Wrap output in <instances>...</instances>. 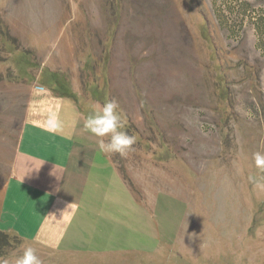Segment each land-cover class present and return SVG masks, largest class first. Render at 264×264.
<instances>
[{"label": "rangeland", "instance_id": "1", "mask_svg": "<svg viewBox=\"0 0 264 264\" xmlns=\"http://www.w3.org/2000/svg\"><path fill=\"white\" fill-rule=\"evenodd\" d=\"M38 88L82 121L115 98L137 142L95 137L59 246L0 264H264V0H0V201Z\"/></svg>", "mask_w": 264, "mask_h": 264}, {"label": "crops", "instance_id": "2", "mask_svg": "<svg viewBox=\"0 0 264 264\" xmlns=\"http://www.w3.org/2000/svg\"><path fill=\"white\" fill-rule=\"evenodd\" d=\"M51 113L58 114L63 134L44 131ZM83 124L72 99L43 88L32 90L2 191L0 231L26 242L59 246L65 226L79 206L82 178L95 163L90 146L96 136L85 131ZM67 134L71 140L64 139Z\"/></svg>", "mask_w": 264, "mask_h": 264}, {"label": "clouds", "instance_id": "3", "mask_svg": "<svg viewBox=\"0 0 264 264\" xmlns=\"http://www.w3.org/2000/svg\"><path fill=\"white\" fill-rule=\"evenodd\" d=\"M83 127L85 131L99 137L98 149L102 153L119 154L126 156L130 151H133V146L137 142L135 135H129L125 131L126 118L120 108L118 101L115 98L106 99L102 104L91 107L88 115L84 120ZM44 131L54 134H63V125L58 114L51 113L44 125ZM71 135H64V139L71 140ZM252 161L254 167L260 172H264V151H256L252 153ZM38 170V168H33ZM33 169L21 176L23 177L30 173ZM57 179L61 176L53 173ZM250 182H255L253 176L248 177ZM14 264H43L41 258L36 254V250L28 246L23 249L18 255Z\"/></svg>", "mask_w": 264, "mask_h": 264}, {"label": "trees", "instance_id": "4", "mask_svg": "<svg viewBox=\"0 0 264 264\" xmlns=\"http://www.w3.org/2000/svg\"><path fill=\"white\" fill-rule=\"evenodd\" d=\"M113 158H114V157H113ZM113 160H114V159H113ZM117 168H118L119 171L121 172V175H122L124 181H127L128 178H125V177H124V172H123V170H122V168H121V166H120V163H119V165H118ZM8 235H9V234L0 231V236H8ZM0 241H1V239H0ZM0 247L2 248V244H1V242H0ZM1 248H0V251H1Z\"/></svg>", "mask_w": 264, "mask_h": 264}]
</instances>
